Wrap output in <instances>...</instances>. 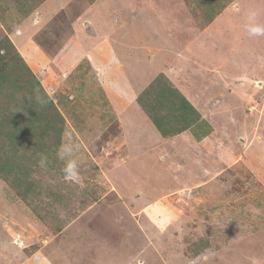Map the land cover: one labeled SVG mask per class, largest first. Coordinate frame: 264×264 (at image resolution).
<instances>
[{
	"label": "rangeland",
	"instance_id": "1",
	"mask_svg": "<svg viewBox=\"0 0 264 264\" xmlns=\"http://www.w3.org/2000/svg\"><path fill=\"white\" fill-rule=\"evenodd\" d=\"M249 23L264 0H0V264H264V36ZM150 86L198 117L154 135L136 101Z\"/></svg>",
	"mask_w": 264,
	"mask_h": 264
},
{
	"label": "trees",
	"instance_id": "2",
	"mask_svg": "<svg viewBox=\"0 0 264 264\" xmlns=\"http://www.w3.org/2000/svg\"><path fill=\"white\" fill-rule=\"evenodd\" d=\"M9 45L12 46L10 42H9ZM14 55H15L14 59H17L18 54L16 53ZM2 59H4V57L0 56V91L2 90V88H4V85L9 84V77L6 76L7 72H4L2 70L3 66H5V65H2ZM24 65H25L24 69H26V71L29 74L27 82H29L30 85L33 84L35 87L39 86L40 83L35 79L33 72L28 68L26 64ZM22 71L23 69H21L15 74V85L13 89H16L19 87L18 86L19 82H21V78L23 77ZM150 87L149 89H145L144 91H142L141 94L137 96L136 101L139 103L142 111H144V113L148 116L151 124L154 126L156 130L159 131L160 134L168 135V133H170L171 129L165 128L167 126V121L169 118L171 119L175 118V119L181 120V116H182V120H181V123H183L182 126H185V128H187L191 125L192 121L195 120L193 118L198 117L193 107L187 102V100L182 95H180L176 91L175 88L170 87V86H164V87L160 86L157 92L154 94L153 87L151 88ZM144 96L145 97L147 96V99H145ZM144 99H145V102H144ZM41 104L43 103L41 102ZM39 105L40 104H36V102H34L33 105H31L30 102L24 103V107L26 108L25 111L27 112L26 116H28V118H26L27 121H30L33 123H35L36 121H39L38 120L39 115H40V112L38 110ZM44 105L46 107L48 106L47 104H44ZM157 105L159 106L160 109L165 110L163 114H159L157 112L158 111L156 108ZM186 113H189L188 117L184 116L186 115ZM13 117L14 118L8 120L9 127H10V130L6 132L8 138L20 136L19 133L21 129L19 127L20 126L19 124H21L23 120L21 121L20 116L18 115V112L14 114ZM30 122L27 124L28 127L27 126L25 127L26 131L31 129L30 127L32 125ZM179 130H183V128H179ZM175 131H178V130H175Z\"/></svg>",
	"mask_w": 264,
	"mask_h": 264
},
{
	"label": "clouds",
	"instance_id": "3",
	"mask_svg": "<svg viewBox=\"0 0 264 264\" xmlns=\"http://www.w3.org/2000/svg\"><path fill=\"white\" fill-rule=\"evenodd\" d=\"M255 13L250 14V20L254 19ZM247 31L250 36H264V25L257 23H249L247 25ZM74 152V146L71 144H61L57 150V156L61 160H65L64 173L70 180H79V169L78 163L75 159H72V154ZM40 166L45 167L47 164V157L41 155ZM252 264H260L259 259L252 258Z\"/></svg>",
	"mask_w": 264,
	"mask_h": 264
},
{
	"label": "crops",
	"instance_id": "4",
	"mask_svg": "<svg viewBox=\"0 0 264 264\" xmlns=\"http://www.w3.org/2000/svg\"><path fill=\"white\" fill-rule=\"evenodd\" d=\"M138 107H139V105H138ZM138 107H137V108H138ZM132 111H133V110H132ZM141 111H142V109H141ZM151 127H152V129H153V134L155 135V131H156V130H155V128H154L153 125H151ZM149 129L151 130V128H149Z\"/></svg>",
	"mask_w": 264,
	"mask_h": 264
}]
</instances>
